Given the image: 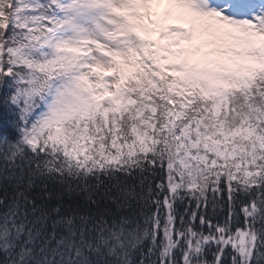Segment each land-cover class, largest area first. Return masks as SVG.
<instances>
[{"label": "snow or ice", "instance_id": "1", "mask_svg": "<svg viewBox=\"0 0 264 264\" xmlns=\"http://www.w3.org/2000/svg\"><path fill=\"white\" fill-rule=\"evenodd\" d=\"M0 264H264V0H0Z\"/></svg>", "mask_w": 264, "mask_h": 264}]
</instances>
